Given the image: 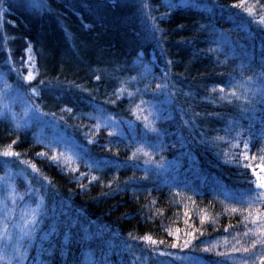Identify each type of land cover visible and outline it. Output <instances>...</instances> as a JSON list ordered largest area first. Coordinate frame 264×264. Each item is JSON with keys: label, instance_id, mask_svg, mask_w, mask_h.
<instances>
[{"label": "trees", "instance_id": "16d2710c", "mask_svg": "<svg viewBox=\"0 0 264 264\" xmlns=\"http://www.w3.org/2000/svg\"><path fill=\"white\" fill-rule=\"evenodd\" d=\"M261 17L264 0H0V96H18L0 152L19 154L0 156L2 260L260 264ZM30 46L34 84L21 76Z\"/></svg>", "mask_w": 264, "mask_h": 264}, {"label": "rangeland", "instance_id": "374dc122", "mask_svg": "<svg viewBox=\"0 0 264 264\" xmlns=\"http://www.w3.org/2000/svg\"><path fill=\"white\" fill-rule=\"evenodd\" d=\"M29 58H31V59H29ZM23 59H24L23 62H22L23 63V67L21 68L22 79H24L26 84H34L37 81V79H38L39 69H38V66H37L36 55H35V52H34V49H33L32 46H30V47H28V49H26ZM30 72H31V74H32V76L34 78L31 81H28V80L25 79V77H27ZM29 96H31V98H38L39 97V90H37L36 94H34L33 93V89H32L30 91V95ZM29 96H28V98H29ZM4 105H11L13 107V109L18 108V96L12 97V95H9V94L6 95L4 93L3 96H0V114L8 112L7 110L3 109ZM1 110H3V112H1ZM7 116H9V115H6L4 119H6ZM11 116L16 117L14 115V113H12V112H11ZM250 142L251 141L247 142L248 143V148H245L246 150L250 149V146H249ZM68 149H71V148L68 147ZM0 164H1V160H0ZM261 164H264V162L261 163ZM261 164H258V165H256L253 168V178H254V181H255L256 190H258L259 192H262L263 195H264V189L258 187V180H257L258 176L264 175V173H262L260 171V165ZM4 171L5 170H3V172L0 173V175H1L0 177H2V178H0V183H2L3 181H6L5 183H7V185H8L11 182V173L8 172V174H6V173H4ZM12 177H14V185L16 184V187H12L11 188L10 194H11V196H15L17 198H22L21 193L18 191V180H17L18 178H17V176H12ZM4 184H2L0 186H4ZM1 188L2 187H0V189ZM8 192H9V187H8ZM31 196H34V195H31ZM0 201H2V203H0V248H1V247L5 246L1 242H3L5 239L8 238V233H9L8 229H7L9 226L7 227L3 223L4 217H5L3 206H4L5 202L8 204V200L6 199V197H4L1 194V191H0ZM17 201H18V199H17ZM26 201H27L26 206H28V207H27V210H25V211L27 213H29V212L31 213L33 209H36V205H33V204L36 203V200L34 198L32 200H26ZM258 228H259L258 225H252V229L254 231H257ZM16 232H18V230H16ZM254 241L256 242L255 246H257L258 251L260 252L261 251V240L256 239V238H252L250 240V242L253 245H254ZM16 255L18 256V253ZM22 257H23L22 259H21V257L18 259L17 264H23L24 263L25 256H22ZM196 260L197 259H194L192 256H190V258H183L182 256H179V255H176V256L173 257V261H176L179 264H204L202 260H197V261ZM0 264H6L4 262V260H2V256L1 255H0ZM10 264H15V262L14 263H10ZM164 264H175V263L172 262V260H170V263L168 262V263H164ZM244 264H245V262H244Z\"/></svg>", "mask_w": 264, "mask_h": 264}, {"label": "snow or ice", "instance_id": "6c2138e0", "mask_svg": "<svg viewBox=\"0 0 264 264\" xmlns=\"http://www.w3.org/2000/svg\"><path fill=\"white\" fill-rule=\"evenodd\" d=\"M258 23L264 24V17H261L260 20L258 21ZM29 59H31V58H29ZM262 75H264V74H262ZM33 78L34 77L32 76L31 72L28 74L27 77H25V79L28 80V81H31ZM97 79H99V77H97ZM161 87H163V86L159 85V84L157 85L158 89H160ZM36 91H37L36 89H33V93L34 94H36ZM221 91H223V88H221ZM67 111H71V109H67ZM17 127H19V125H17ZM153 131H155V129H153ZM89 142L91 143V141H89ZM13 143H15V141ZM244 147L248 148V143L247 142H245ZM38 155H43V154H38ZM0 156H3V157H18L19 154L11 151L10 148H9V149H5L2 152H0ZM51 159L53 161H57L58 162V158L56 156L51 157ZM21 163H24V161H21ZM31 167H33V169H34V166H31ZM260 171L262 173H264V164L260 165ZM257 180H258V187L264 189V175L258 176ZM0 203H2V201H0ZM39 208H40V205L37 204L36 209H33L32 212H31V219L28 220V224L32 225V229L30 230L29 235H31V231H34L35 227L40 223V219H39V217L37 215V212L39 211ZM145 239L151 240V237H145ZM152 243H155V241H152ZM262 243H264V241H262ZM173 247H175V245H173ZM244 251L247 252L248 249H244ZM22 258L23 257H21V259ZM260 264H264V257L261 258Z\"/></svg>", "mask_w": 264, "mask_h": 264}]
</instances>
